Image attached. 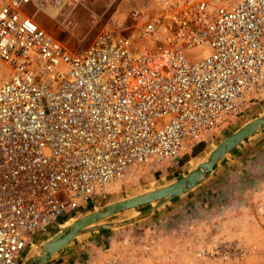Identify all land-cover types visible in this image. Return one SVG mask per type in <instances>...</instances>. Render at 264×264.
I'll return each mask as SVG.
<instances>
[{"label": "built area", "instance_id": "2783aa9c", "mask_svg": "<svg viewBox=\"0 0 264 264\" xmlns=\"http://www.w3.org/2000/svg\"><path fill=\"white\" fill-rule=\"evenodd\" d=\"M99 1L121 0H0V264H20L34 232L131 167L177 158L264 96V0H152L155 47L101 24ZM27 6L70 37L88 11L77 41L95 36L71 50ZM194 47L208 50L188 62Z\"/></svg>", "mask_w": 264, "mask_h": 264}, {"label": "rangeland", "instance_id": "374dc122", "mask_svg": "<svg viewBox=\"0 0 264 264\" xmlns=\"http://www.w3.org/2000/svg\"><path fill=\"white\" fill-rule=\"evenodd\" d=\"M152 0H121L108 11L99 1L91 10L102 16L101 24L131 27L126 36L136 46L155 47L154 37L143 34L146 16L155 14ZM25 15L71 50L83 49L96 32L79 43L77 39L87 31L88 11H78L79 30L74 37L66 35L48 16L36 13L31 6ZM137 16L134 17L133 14ZM174 28V26H173ZM173 41V37L170 38ZM207 48H192L185 52L188 62L199 61ZM9 68L0 61V83ZM264 113V96L247 98L232 123L205 136L201 143L192 145L177 158L161 164L133 166L106 191L90 202L73 208L55 225L37 230L21 255L24 264L38 247L64 227L90 212L100 210L144 192L170 184L192 171L206 160L209 153L226 137ZM243 147V146H242ZM228 159V157L226 158ZM226 161V160H224ZM222 162V165L225 162ZM236 165L235 163H231ZM218 166L205 182L154 212L146 206L121 213L106 220L109 223L126 222L140 216L134 223L96 232V242L104 246L96 262L101 264H264V205L249 201L239 203V196L248 189L249 181L240 186L241 178L226 174ZM236 170V169H235ZM244 176L243 174H241ZM241 194H240V192ZM243 198V197H242Z\"/></svg>", "mask_w": 264, "mask_h": 264}, {"label": "water", "instance_id": "95a60500", "mask_svg": "<svg viewBox=\"0 0 264 264\" xmlns=\"http://www.w3.org/2000/svg\"><path fill=\"white\" fill-rule=\"evenodd\" d=\"M263 129L264 113L222 140L209 153L206 160L198 164L187 175L163 187L137 195L130 199L109 204L100 210L90 212L76 219L73 223L44 241L38 247L37 253L32 255L24 264H47L52 257L82 235L104 229H111L113 227L125 226L140 219V216H136L126 222L109 223L106 221L113 216L150 205L152 207L147 213H151L165 204L186 195L209 179L215 169L237 149L243 141Z\"/></svg>", "mask_w": 264, "mask_h": 264}, {"label": "crops", "instance_id": "0c3cea01", "mask_svg": "<svg viewBox=\"0 0 264 264\" xmlns=\"http://www.w3.org/2000/svg\"><path fill=\"white\" fill-rule=\"evenodd\" d=\"M225 160L220 166L223 170L225 168L226 174L235 175L238 180L241 178L240 186L249 181L248 189L239 196V203H255L259 199L257 203L264 205V129L243 141ZM102 249L105 248L101 242H96V231L87 233L52 257L47 264H101L96 262V253L99 254Z\"/></svg>", "mask_w": 264, "mask_h": 264}, {"label": "bare ground", "instance_id": "6f19581e", "mask_svg": "<svg viewBox=\"0 0 264 264\" xmlns=\"http://www.w3.org/2000/svg\"><path fill=\"white\" fill-rule=\"evenodd\" d=\"M163 187V186H162ZM160 188V187H159ZM157 189V188H156ZM152 190H155V189H152ZM152 190H150V191H152ZM147 192H149V191H147ZM144 193H146V192H144ZM144 193H142V194H144ZM139 195H141V194H139ZM137 196V195H136ZM133 197H135V196H133ZM132 198V197H131ZM128 199H130V198H128ZM124 200H126V199H124ZM122 201V200H121ZM112 204V203H111ZM109 205V204H108ZM79 219V218H78ZM74 222V221H73ZM72 222V223H73Z\"/></svg>", "mask_w": 264, "mask_h": 264}]
</instances>
